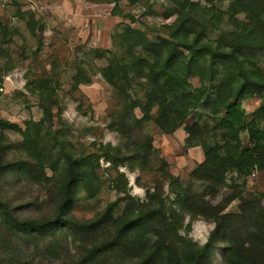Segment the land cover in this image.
Returning a JSON list of instances; mask_svg holds the SVG:
<instances>
[{
	"label": "rangeland",
	"instance_id": "1",
	"mask_svg": "<svg viewBox=\"0 0 264 264\" xmlns=\"http://www.w3.org/2000/svg\"><path fill=\"white\" fill-rule=\"evenodd\" d=\"M228 4L223 2L213 8L215 14L223 12V19L214 26L206 24L202 17H193V29L198 31L199 27H204L207 42L228 40L232 33L224 14ZM112 7L113 4H94L86 0H0V119L21 130L27 121L38 123L42 110L37 85L47 83L57 96L52 133L66 141L73 157L107 153L115 160L123 158L118 165L106 162L103 157L91 160L97 178L92 181L94 197L87 198L84 188L79 186L71 215L77 222L85 223L95 219L110 203H116L115 218L121 214L125 194L142 203L147 201V194L153 192H158L166 204L165 209L172 208L176 206L175 196L169 190L163 170L178 177L197 205L218 207L222 214L228 215L238 213L246 203L264 210V172L254 170L245 179L227 173L224 184L218 186L197 171L204 161L198 144L219 146L225 140L224 131L216 129L214 117L207 110L193 111L174 133L164 134L154 122L155 109L150 112V120H141L140 110L135 108L130 112L129 101L125 105L117 88L101 76L108 61L96 59L92 51H115L111 38L126 27L144 30L150 39L166 38L165 26L175 20V16L167 17L172 8L170 0L135 3L118 0L119 15L111 13ZM30 14L35 16L40 28L32 25ZM252 52L250 61L264 69V52ZM75 79L80 83L76 84ZM189 82L196 88L201 85L197 78H190ZM126 93L131 104L143 99V87L137 82L126 85ZM260 101L258 96L242 101L248 121ZM256 124L264 129L261 120ZM184 126L192 128L194 137L190 142L196 146L185 145ZM240 139L243 147L249 145L245 132L240 134ZM0 161L29 164V175L24 177L10 173L0 175V201L8 205L12 215L41 222L53 219L67 178L62 159L40 168L23 147L21 134L7 129L0 132ZM182 217L175 231L168 229H171L169 240L176 243L179 237L188 234L193 242L204 244L214 223L203 217L193 220L187 214ZM187 224L191 226L189 232L185 230ZM245 227L239 231L243 238L252 234ZM55 228L53 235L51 232H0V261L11 259L14 264L78 261L88 254L94 242L111 233L110 224L94 237L81 236L71 228L52 229ZM223 254L224 243L218 242L211 254L212 262L223 264ZM93 264H136V261L111 252L101 255Z\"/></svg>",
	"mask_w": 264,
	"mask_h": 264
},
{
	"label": "trees",
	"instance_id": "2",
	"mask_svg": "<svg viewBox=\"0 0 264 264\" xmlns=\"http://www.w3.org/2000/svg\"><path fill=\"white\" fill-rule=\"evenodd\" d=\"M86 1L113 4L111 13H121L118 0ZM136 1L131 0V3ZM200 1L170 0L172 8L167 17L175 16V20L165 26L166 38L156 36L150 39L144 30L126 27L111 38L115 51L94 49L92 52L96 59H107L108 64L100 72L101 76L117 88L125 105L129 101L130 112L138 108L142 114L141 120H150V112L155 109L154 122L164 134L174 133L199 108L207 110L214 117V126L224 131L225 140L219 146L205 142L198 144L203 151L204 161L197 171L221 186L227 173L245 179L254 170L264 172V129L256 124L257 120L264 122V69L250 61L254 54L252 50L264 52V0ZM223 2H229L224 12L226 22L232 27L229 41L220 38L207 42L204 40V27H199L198 31L195 27L193 29V17H202L206 24L214 26L223 19V12L215 14L213 8ZM29 17L32 25L40 28L35 16L30 14ZM129 19L133 21L132 17ZM190 78H197L200 87H194L189 82ZM75 82L80 83L76 79ZM134 82L143 87V99L131 104L126 85L131 86ZM37 90L42 110L40 121H27L24 130H21L0 119V132L7 129L18 131L23 139V147L40 168L62 159L67 174L63 195L54 218L46 222L18 219L12 215L8 205L0 201V232H51L53 235L57 228H52L58 226L71 228L81 236L94 237L110 224V235L94 242L87 255H82L78 261H63L60 264H93L101 255L111 252L135 260L136 264H214L211 254L218 242L224 243L223 264H264V210L246 203L238 213L228 215L222 214L218 207L212 209L197 205L178 177L167 170H163L162 174L168 179L176 206L165 209L166 204L158 192L147 194V201L142 203L125 194L119 216L113 217L116 203H110L95 219L77 222L71 210L79 186L84 188L87 198L94 197L92 181L97 178L91 160L97 161L103 157L106 162L118 165L123 158L115 160L107 153L102 156L73 157L66 147V141L52 133L53 109L57 106L54 90L47 83L38 84ZM254 96L261 101L248 121L242 101ZM183 129L187 134L185 145L189 148L196 146L190 142L194 137L192 128L184 126ZM244 132L248 136L247 147L242 146L240 139V134ZM28 168L29 164L25 161H0L1 176L10 173L24 177L29 175ZM152 198L157 199L152 201ZM185 214L191 220L203 217L214 223L204 244L193 242L188 234L179 237L176 243L169 240V231H175V225H181ZM244 225L252 233L246 238L239 233ZM190 227L187 224L186 232L190 231ZM0 264L14 262L7 259L0 261Z\"/></svg>",
	"mask_w": 264,
	"mask_h": 264
}]
</instances>
